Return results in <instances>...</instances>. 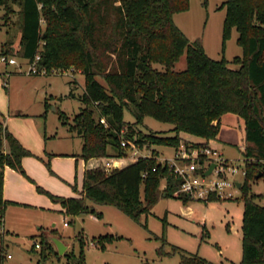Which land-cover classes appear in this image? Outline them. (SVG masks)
Masks as SVG:
<instances>
[{
  "label": "trees",
  "instance_id": "trees-1",
  "mask_svg": "<svg viewBox=\"0 0 264 264\" xmlns=\"http://www.w3.org/2000/svg\"><path fill=\"white\" fill-rule=\"evenodd\" d=\"M189 1L0 0L7 16L18 4L22 19L19 48L14 49L8 40L1 53L32 60L40 50L39 68L51 71L76 65L81 69L86 79L80 96L84 106L72 122L63 111L58 113L62 123L82 137L81 156L86 160L124 156L128 148L121 145L122 138L133 140L134 136L141 148L153 144L176 148L183 141L188 144L182 132L209 141L219 135L225 114L243 118L246 181L241 186L245 191V211L240 264H264V206L248 193L249 180L260 171L264 176V0L223 2V51L234 28L239 32L237 42L244 49L243 55L232 61L210 57L201 38L191 41L175 23L174 15L186 11ZM184 53L187 67L175 70ZM155 64L163 65V69ZM70 96L75 97L73 91ZM125 109L134 115L133 123L125 121ZM147 116L174 124L175 135L158 131L137 134L136 127L144 124ZM30 154L0 121V228L8 204L4 199L5 166L25 174L22 159ZM158 157L159 152L153 150L150 156L139 157L111 172L102 167L90 168L85 173L82 197L52 196V200L61 203L71 215L94 213L99 218L103 214L94 204L113 205L141 223L162 194L175 197L183 182ZM164 179L167 183L162 193ZM177 197L185 202L192 199L186 195ZM207 200L218 199L213 192ZM144 226L147 228V224ZM117 238L121 236L107 234L93 241L105 249ZM161 239L166 242L164 235ZM41 245L45 257L58 254L47 236L42 237ZM85 248L81 235L78 253H65L69 264H86ZM157 252L160 257L180 254L181 264H212L177 246L167 251L162 245Z\"/></svg>",
  "mask_w": 264,
  "mask_h": 264
},
{
  "label": "rangeland",
  "instance_id": "rangeland-1",
  "mask_svg": "<svg viewBox=\"0 0 264 264\" xmlns=\"http://www.w3.org/2000/svg\"><path fill=\"white\" fill-rule=\"evenodd\" d=\"M224 1L190 0L189 8L186 11L176 13L174 20L191 41L197 38L202 39L206 52L210 57L214 59L225 57L232 61L236 56H242L244 49L237 42L239 32L234 28L231 37L226 42L225 51H223V26L226 7L222 8L221 6ZM21 21L20 6L18 4H14V12H11L8 16L4 7H0V52L2 44L8 38L14 44V49L19 48ZM42 22L45 23V20H42ZM155 66L163 69L161 64H155ZM230 66L239 67L237 64H231ZM186 67L187 54L184 53L180 60L176 62L174 69L183 70ZM0 68H5L1 61ZM56 70L57 72L41 75L38 78L35 76H18L15 78L14 87L19 89V93L17 91L14 94V106H24L23 110L25 112H37L40 109V97L33 90H29L31 91L29 93L27 92L28 84L31 85L32 80L36 81V79L41 83L48 81V92L47 94L44 92L42 97L44 106L41 108L44 110V116H42L41 124L43 130H47L49 133L58 127V130L56 129L55 131L61 135V132H67L68 129L61 123L56 108L65 112L68 119L72 122L74 116L84 106L80 96L85 91L86 79L81 69L76 65ZM6 87L5 79L0 73V116L2 117L0 120H4L3 113L5 116L8 115L7 110L3 111V98L5 97L7 101L9 99ZM23 89L25 92L23 91L22 93L20 90ZM72 91H74L75 97L70 96ZM5 109H7V105ZM95 116L98 117L97 113ZM124 119L130 123L135 121L134 115L128 109L124 111ZM243 121V118L235 114H225L222 117L219 133L222 147L219 151L222 152V156L225 159L234 162L239 167V170L235 173L227 174L231 183L230 187H226L222 194L214 192L218 200L193 198L185 202L177 195L175 197H166L162 194L160 200L151 209V212L143 215L141 223L133 220L113 205L97 204L95 205L96 209L103 214L101 218L96 214L84 213L75 216L59 213L56 217V227L62 235L54 236L62 238L65 243L71 245L72 251L78 253L79 237L82 234L86 241V264H142L144 261H150L153 264H181L180 254L160 257L157 250L162 245L167 251H171L173 246H177L184 252L198 254L212 264H240L243 255L245 191L241 187L239 188L236 182L243 184L246 181V174L244 173L246 158L243 154L245 148ZM173 128L174 124L157 120L151 116H147L144 124L136 127L137 134L140 131L145 133L158 131L164 132V134L169 136L175 135ZM182 136L187 139L185 141L188 144L200 140L199 136L187 132H182ZM60 139L62 138H58L57 144L61 150H65L63 152L78 149L75 147L80 142L78 139L74 140L72 144L67 142L69 140ZM212 144L215 146L214 142ZM140 149L143 154H152L153 150L158 151L159 159L162 161L175 155V147L172 146L153 144L140 147ZM44 165L51 177H57L49 160L45 161ZM260 172L262 173L261 177L249 180L250 188L248 193L253 195V200L256 203L264 206V176L263 171ZM216 179V175L208 178L210 181H215ZM60 181L61 183L57 182L59 186L56 184L54 187L50 185L58 191L56 193L41 185L37 190L51 200L52 196L65 198L83 196L84 179L80 170L78 174H74V178L71 181L66 179H60ZM52 182L54 181L52 180L50 184ZM166 183L165 179L161 182L162 193ZM68 191L70 192L69 195L61 193ZM34 215H39V213ZM66 221L68 222L67 225H65ZM144 224H147V228ZM48 225L50 229L53 228L50 223ZM37 226H41V224H36V227H34L36 231ZM29 227L21 229L20 235L17 236L16 240L12 239V242H8L9 245L5 247L6 250L4 252L0 249V264H14V262L25 260V258L32 259L31 263L24 262L25 264L37 263L40 257V249L35 253H29L27 249L34 244L35 240L40 242L42 236L29 235L31 232ZM107 234L121 236V238L107 243L105 249L100 246L97 247L93 238ZM48 235L53 234L49 232ZM163 235L166 242L161 239ZM157 236L160 238H157ZM8 254H11L13 259H8ZM49 254V259L46 262L42 261L41 264H69L68 258L62 259L59 254ZM3 255L5 257L2 259Z\"/></svg>",
  "mask_w": 264,
  "mask_h": 264
},
{
  "label": "crops",
  "instance_id": "crops-1",
  "mask_svg": "<svg viewBox=\"0 0 264 264\" xmlns=\"http://www.w3.org/2000/svg\"><path fill=\"white\" fill-rule=\"evenodd\" d=\"M225 20V19H224ZM9 38L6 40V42ZM5 43V42H4ZM2 44V49L3 45ZM14 48V45H13ZM1 49V51H2ZM1 53V52H0ZM16 57V56H15ZM18 62L20 63V67L18 65H8L4 64L5 68H0V73L3 75L5 82L7 81V93L9 99L3 98V111L7 110L8 115L5 116L3 113L4 120H0L4 123V125L8 128V130L19 139L22 145L31 152L30 155L25 156L22 159V164L25 169V174L20 171L10 167L5 166L4 170V199L8 202L6 206V212L3 220V224L0 228V233L2 238L0 239V249L3 252L6 250L5 247L9 245L8 242H12L16 240L17 236L20 235L21 229L25 227H29L31 232L29 233L31 236L41 235L47 236L49 232H52L53 235H62L57 229V220L56 217L59 213L68 214L66 209L62 206L61 203L55 202L48 198L46 195L39 193L37 188L43 186L46 187L53 192L55 191L50 185L53 187L61 183L60 179L67 181H71L74 178V174H78L79 170L83 173V179L85 178V173L89 168L90 159H84L81 154L83 150V139L76 132H71L69 129V125L63 124V126L67 127V132H59L56 127L55 130H51L49 133L47 130H43L42 127V116H44V110H42L44 105L42 102L43 93L47 94L48 92V81H40L32 80V84H28L27 92H31L32 90L36 92V94L40 97L39 107L40 109L37 112L29 113L25 112L24 106L17 105L14 106V94L19 93V89L14 87V79L18 76H35L38 78L41 75H28L24 72V69L27 66V60L18 58ZM12 67V68H10ZM22 74V75H21ZM25 74V75H23ZM8 79V80H7ZM31 90V91H29ZM22 93L25 90H20ZM74 92V91H73ZM50 104V103H49ZM7 105V109H5ZM59 109L56 108V111ZM65 113V112H64ZM15 116V117H14ZM2 117L0 116V119ZM61 120V119H60ZM222 121V120H221ZM240 124V123H239ZM47 125V123H46ZM242 125V124H240ZM243 126L245 129V122L243 121ZM183 140H187L180 134ZM58 138H62L60 140H69L67 142H72L78 139L80 142L78 143L76 148L77 150L63 152L65 150H61L60 146L57 144L59 141ZM190 141V140H188ZM204 139L200 137V140L197 142H203ZM192 142V141H191ZM215 146L221 149L222 143L219 135L216 139H213ZM49 160L51 163L52 169L56 173L57 177H51L47 169L44 165V162ZM129 162L128 164H130ZM127 164V165H128ZM60 177V179H59ZM77 177V175H75ZM54 181L51 183V181ZM49 181V182H48ZM58 182V183H57ZM39 185V186H38ZM41 185V186H40ZM59 186V185H58ZM64 186V185H63ZM65 187V186H64ZM67 191V190H66ZM70 194V192H61ZM71 197H82L79 196H71ZM90 204L92 202L88 201ZM97 204H94V206ZM96 208V207H95ZM39 215H34L38 214ZM84 214H77L78 216ZM94 214V213H87ZM76 216V215H75ZM67 222V221H66ZM65 222V223H66ZM40 223L41 226H37V231L34 230L36 224ZM53 225V228L50 229L48 224ZM68 223V222H67ZM46 225V227H45ZM67 225V224H65ZM82 235V234H80ZM83 236V235H82ZM84 237V236H83ZM95 238V237H94ZM62 239V238H61ZM34 244L31 245L30 248L27 249L29 253L38 252L40 249V257L36 264H41L42 261L46 262L49 258L44 256L43 248H37ZM65 243V241L62 239ZM41 242V240H40ZM66 252L72 251L71 245L65 243ZM95 245L98 247V244L95 242ZM54 249L58 252L57 247L54 245ZM74 250V249H73ZM64 254H59V257L63 258L67 257ZM10 255V257H9ZM5 257L4 255L2 256ZM45 257V258H44ZM8 259H13L11 254L7 255ZM61 259V260H62ZM31 258H25V260H18L14 262V264H25L24 262L31 263ZM3 264V263H1Z\"/></svg>",
  "mask_w": 264,
  "mask_h": 264
},
{
  "label": "built area",
  "instance_id": "built-area-1",
  "mask_svg": "<svg viewBox=\"0 0 264 264\" xmlns=\"http://www.w3.org/2000/svg\"><path fill=\"white\" fill-rule=\"evenodd\" d=\"M41 7L42 4H39V8ZM43 44L42 42L41 47ZM40 59L41 51L39 50L34 59L27 60L24 72L28 75H46L51 72H57L56 69L49 71L45 67L39 68L38 62ZM0 61L4 64L18 65L20 67V63L14 55L0 53ZM5 83L7 85V81ZM135 138L136 136H134ZM134 139L122 138L121 145L128 148L126 155L91 158L89 168L102 167L107 172H111L113 169L122 168L129 162L136 161L139 157L150 156L151 154L141 153V149ZM203 142L205 143L204 145L194 146L193 143L186 144L183 141L179 147L175 148V155L173 157L165 161L159 159L162 163H167L174 170L175 174L183 179L180 188L175 191V195H186L192 199L207 200L211 193L222 194L226 187L231 186L227 174L237 172L239 167L222 156L219 148L212 144L213 139ZM213 163H216V168L210 175L206 176L205 172ZM244 173L246 174V169ZM212 175H216L217 179L215 181L208 180ZM65 224L68 223L66 222ZM35 246L41 248V242H35Z\"/></svg>",
  "mask_w": 264,
  "mask_h": 264
},
{
  "label": "water",
  "instance_id": "water-1",
  "mask_svg": "<svg viewBox=\"0 0 264 264\" xmlns=\"http://www.w3.org/2000/svg\"><path fill=\"white\" fill-rule=\"evenodd\" d=\"M216 163H213L209 169L205 172V175L208 176L210 175L214 169L216 168ZM262 176V173H259L258 175H256V178H259ZM237 186L240 188L242 186L241 182H236ZM48 239L57 247L58 252L60 254H64L66 251V245L65 243L62 241L61 238H59L58 236H54V235H47Z\"/></svg>",
  "mask_w": 264,
  "mask_h": 264
}]
</instances>
